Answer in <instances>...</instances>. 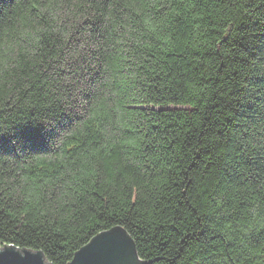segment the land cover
<instances>
[{"label": "trees", "instance_id": "1", "mask_svg": "<svg viewBox=\"0 0 264 264\" xmlns=\"http://www.w3.org/2000/svg\"><path fill=\"white\" fill-rule=\"evenodd\" d=\"M113 227L264 264V0H0V246L67 264Z\"/></svg>", "mask_w": 264, "mask_h": 264}, {"label": "water", "instance_id": "2", "mask_svg": "<svg viewBox=\"0 0 264 264\" xmlns=\"http://www.w3.org/2000/svg\"><path fill=\"white\" fill-rule=\"evenodd\" d=\"M0 264H51L41 251L0 246ZM67 264H146L135 250L132 238L121 227L93 236L73 254Z\"/></svg>", "mask_w": 264, "mask_h": 264}]
</instances>
